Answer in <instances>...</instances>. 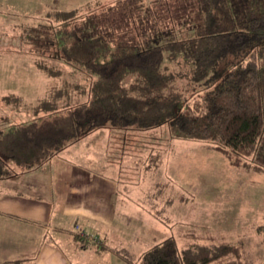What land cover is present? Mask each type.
I'll return each instance as SVG.
<instances>
[{
  "label": "trees",
  "instance_id": "16d2710c",
  "mask_svg": "<svg viewBox=\"0 0 264 264\" xmlns=\"http://www.w3.org/2000/svg\"><path fill=\"white\" fill-rule=\"evenodd\" d=\"M52 12L48 17L64 21L28 24L20 35L37 69L54 81L37 102L3 97L2 104L28 119L1 121L0 179L44 167L102 128L119 130L126 148L135 139L142 155L147 148L146 173L154 178L150 203L163 220L170 181L156 175L165 161V141H203L233 166L264 172V0H116L82 15L78 9ZM67 65L87 82L76 80L75 96L68 82L56 83ZM186 79L214 88L187 95ZM130 146L136 155L135 144ZM13 162L20 170H7ZM175 196L180 201L187 194ZM260 214L257 232L264 243ZM116 251L136 264H251L243 238L189 225L139 256Z\"/></svg>",
  "mask_w": 264,
  "mask_h": 264
},
{
  "label": "rangeland",
  "instance_id": "374dc122",
  "mask_svg": "<svg viewBox=\"0 0 264 264\" xmlns=\"http://www.w3.org/2000/svg\"><path fill=\"white\" fill-rule=\"evenodd\" d=\"M15 0H0V25L4 26L3 30L0 27V97L2 95H9V97H18L25 101H36L44 95L45 88L49 86L54 80L49 78L48 74L37 69V63L33 59V54L27 52L24 48V52L20 51L19 55L14 54V48L12 52L4 51L9 46L19 47L22 43L20 37V31L12 30L10 25L14 20L23 15L12 14V5H15ZM116 0H24V10L26 15L20 21L21 23L35 24L37 22H50V23H62L64 18L55 19L53 16H49L52 11L55 10H80V14H85L88 11H93L99 4H111ZM14 11V10H13ZM18 16V17H17ZM12 19V20H11ZM47 19V20H46ZM24 46L25 42L23 43ZM18 51V50H17ZM36 57V56H35ZM165 65H168L166 62ZM72 68L67 65L61 68V75L57 76L56 83L61 86L64 81L72 85V96L76 95V89L74 84L76 80H82V86H87V82L80 78L77 73H74ZM75 77V78H74ZM3 79L9 81L3 82ZM185 93L188 95L195 88L201 89L200 95L210 91L214 88L210 86L205 88L204 86H197V83L193 79H186ZM14 93V94H12ZM13 95V96H12ZM86 98V95L84 96ZM13 105V104H12ZM14 106V105H13ZM62 107H59V110ZM42 112V111H41ZM34 113L42 116L43 113ZM19 112L13 109V107L0 103V121L5 116L12 117L13 120L19 118ZM32 117V115H30ZM26 117V116H25ZM36 118V116L34 117ZM9 123V122H7ZM6 123V124H7ZM7 125H5L6 127ZM120 131L102 128L95 130L88 137L71 143L66 149L60 152L52 160L39 168L20 175L18 180L14 183L11 179L8 182L1 181L2 187L13 184V189L16 192L24 193L26 198L40 197L45 200L52 199L48 190V177H51V173H55L58 167L74 166L77 167L78 163L87 167L89 173L104 172L112 174H122L123 180H129L131 188H134L137 192L138 189L149 190L152 187L153 179L149 173H146V161H144V155H142L141 142L135 139L132 145L135 144L137 150L136 155L133 156L131 149L121 140L118 139ZM122 134V133H121ZM170 134L168 129L164 131V135ZM124 140V139H123ZM140 140V139H138ZM167 143L166 157L167 161L164 163L160 171L157 173V179L174 178L175 187L172 191L173 196L175 193L182 191V193L188 194V205L181 204L177 199L170 212L173 215H178L183 207H192L196 205L198 201L208 202H222L225 200L241 199L237 203L245 204L249 200H254L258 208L261 209L264 215V172L258 173L251 167H235L228 158L220 151L213 150L205 147L203 141L194 140H179L172 139L165 141ZM131 145V146H132ZM130 146V147H131ZM145 146V145H144ZM108 159L109 164L104 163L106 166L103 169V160ZM134 159H138L137 163H134ZM13 169L20 170L19 166L13 162L12 168L7 169L13 171ZM36 170V171H35ZM35 171V172H34ZM38 171V172H37ZM37 172V173H36ZM20 173V172H18ZM17 173V174H18ZM16 176V175H15ZM182 177L187 176V180H181ZM24 177V178H23ZM119 181L117 186L120 189L119 192H125V181ZM51 181V178H50ZM121 182V183H120ZM1 192V190H0ZM166 197H168L166 195ZM176 198V196H175ZM12 206H15L10 197H7ZM25 201V197L19 199V203ZM253 203V205H255ZM3 202V195L0 196V209L5 207ZM130 210H134L130 214L133 216V220L127 223H123L122 228L113 229L112 232H108L113 237L114 243H122L123 246L128 247L133 252H141L148 248L147 243L150 242V237L156 235L160 239L165 234V228L162 223L156 224V221L149 216L147 212L141 210L136 204L127 207ZM134 208V209H133ZM167 208V207H166ZM17 212L26 218L33 217V214L28 211L25 204H20L17 208ZM259 210V209H258ZM260 212V210L258 211ZM260 214V213H259ZM3 222L6 220L3 218ZM18 222L13 219V223ZM40 222V221H38ZM9 224L10 222L7 221ZM7 225V224H6ZM15 226L14 224H12ZM31 228V234L28 236L27 232H21V229H14L7 231L8 236L5 238L9 243H3V247L0 245V263L3 259L11 260L16 255L21 244L15 242L19 235H23L24 242H32L34 236L44 235L48 238L58 235L53 231L44 228L41 224L33 225ZM118 224H115L117 226ZM114 226V227H115ZM54 228V226H52ZM101 235L102 233L98 230ZM173 233H177L176 230ZM1 234V233H0ZM14 235V241H11ZM259 240V239H258ZM21 241V240H20ZM19 241V242H20ZM260 241V240H259ZM186 242L181 240L180 244L184 245ZM260 244L264 248V243L260 241ZM4 246L6 249H4ZM257 247H259L256 244ZM39 246L30 243V245L23 248V253L27 254V257H35L38 253ZM88 252L90 249H87ZM22 253V254H23ZM21 255V254H18ZM75 254L73 259H80L83 254L77 256Z\"/></svg>",
  "mask_w": 264,
  "mask_h": 264
},
{
  "label": "crops",
  "instance_id": "0c3cea01",
  "mask_svg": "<svg viewBox=\"0 0 264 264\" xmlns=\"http://www.w3.org/2000/svg\"><path fill=\"white\" fill-rule=\"evenodd\" d=\"M14 2L15 5H12L10 12L23 16H17L18 18L14 20L11 19L13 22L10 25H12V30L14 28L19 30L21 35L24 32L25 24L20 21L27 13L24 10V0H15ZM0 27L5 30L2 24ZM21 43L19 47H17L18 45H15V47L9 46L4 51L12 52L14 48V54L19 55L20 51L23 53L25 48L27 52H30L29 45L25 44L26 46H24L22 40ZM33 59H36L34 54ZM6 81L9 80L3 79L4 83ZM4 96L6 95L0 97V103L3 102ZM25 118L28 119L27 114L21 113V116L19 115L17 119L21 121L26 120ZM1 121L0 128L2 127ZM109 161L106 158L103 160V169L106 168L104 163L109 164ZM166 161L167 157H165L164 163ZM76 166L58 167L57 172L51 173V177H48V190L50 196H52L51 200H45L40 197L28 199L24 193L15 192L13 184H10V187L8 185L2 187L1 181L8 182L14 179L12 182L14 183L15 180L21 177L19 175L17 177L0 179V196L1 194L3 195V202L5 204V207H1L0 209L1 247H3V243H9L5 239L8 236L7 231L21 229V232H27L26 234L30 236L31 224H41L45 229L49 227L48 230L58 233V235L51 238L44 236L46 234H39L38 236H34L35 238L32 242H24L23 235H19L15 242L18 245L20 243L21 247H19L20 250L13 253L16 257L11 258V260L29 258L27 254L23 253V248L33 243L39 246L37 255L30 261L23 262L22 264H136L133 261H128L124 255L118 254L116 249L124 248L132 253L133 257H136L158 240L173 234L174 230L178 231L181 227L188 225L206 228L212 235L243 238L250 263L260 264L264 260V248L260 244L261 238L257 232V225L261 217L259 213L261 211L258 212L259 208L254 200H249L245 204L237 203L241 199H230L220 201L219 203L214 201H198L196 205L183 207L182 209L184 210H181L178 215H173L170 210L176 202L175 198H173L175 196L172 193L174 186L172 183L175 179L169 177L161 179L170 181L167 198H173V201L170 202H168L169 199L165 200L167 202V213L164 218L165 220H163L158 218L155 211L156 208L152 207L153 205L150 203L152 189L141 190V192L138 189L136 192L134 188H131L129 180L122 179V174H109L103 171L89 173L84 163H78ZM21 175L24 176V173ZM122 180L125 181L126 189L124 193L119 192L121 188L117 186V183ZM181 180H187V176H181ZM7 197H10L15 206H12ZM22 197H25V201L22 203L27 206L28 211L33 214V217L26 218L17 212V208L22 204L18 201ZM188 201V194L184 200H180L182 205H188ZM134 204L141 209L139 210L140 212L144 209L153 221H156L157 225L162 223L165 228V235L160 239L156 235L151 236L150 242L147 243L148 248L142 252L141 250L143 249L133 252L128 247L123 246L122 243L121 245L119 242L114 243L113 237L108 233H111L113 229L122 228L123 223L134 219L130 214L134 210L127 208ZM3 218L6 222L2 221ZM13 219L18 222L13 223ZM7 221L10 223L8 224ZM115 224L118 225L115 226ZM98 230L102 233L101 235H98L100 234ZM75 233L84 238V240L75 237ZM11 241H14V235ZM98 244L101 246H98ZM4 249H6L5 246ZM87 249H90L89 252ZM75 254H78V257L81 254L83 256L75 260L73 259ZM5 261L9 260L3 259L0 264H4ZM12 264L17 263L14 262Z\"/></svg>",
  "mask_w": 264,
  "mask_h": 264
}]
</instances>
